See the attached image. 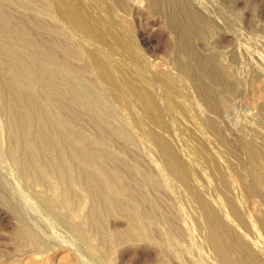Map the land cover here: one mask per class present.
Here are the masks:
<instances>
[{
    "label": "rangeland",
    "instance_id": "rangeland-1",
    "mask_svg": "<svg viewBox=\"0 0 264 264\" xmlns=\"http://www.w3.org/2000/svg\"><path fill=\"white\" fill-rule=\"evenodd\" d=\"M69 1L0 0V186L12 203L0 204V264H222L207 210L264 264V96L253 92L264 62L240 42L251 61L233 93L215 92L212 127L170 71L165 13L78 0L79 20ZM187 1L239 35L233 12L264 30V0H231L230 13ZM37 17L55 31L37 33ZM64 38L75 52L52 45Z\"/></svg>",
    "mask_w": 264,
    "mask_h": 264
},
{
    "label": "bare ground",
    "instance_id": "bare-ground-1",
    "mask_svg": "<svg viewBox=\"0 0 264 264\" xmlns=\"http://www.w3.org/2000/svg\"><path fill=\"white\" fill-rule=\"evenodd\" d=\"M143 1L144 0H134L135 4L133 5H137L136 3ZM145 1L148 2V8L152 11L165 13L167 22L170 28H172V32L176 39V48L170 56L169 68L170 71L177 76L175 80L180 83L190 84L195 110L201 118V121L206 125L220 127L221 129L222 127L219 123L222 121L220 119L219 122L215 114L221 110L222 104L215 92H227L226 94L233 93L240 84V77H237L236 70L239 69V66H245L251 61V58L246 56L243 51L240 42L249 46L254 54L257 53V58H255L258 62H264V53H262L264 51V30L257 27L256 24H251V21H248L247 17H242L240 14L233 12L234 22L241 26L240 31H242V34L239 35L236 29L231 30L229 28L230 26L228 23H224L225 25L223 27L217 26L211 18L195 11L191 3L187 0ZM108 2L112 5V10L125 13L130 12L133 6H131L128 0H108ZM211 2L220 12L229 11L230 13L234 5L231 0H211ZM251 2L252 6H254L257 0H252ZM65 6L68 14L81 20L80 6L82 5L80 1H69L65 3ZM223 18L225 21L228 20V18L225 19L224 16ZM255 22L257 21L255 20ZM35 24L37 33L39 34L41 30L44 29L43 27L46 28L48 35L49 31L51 33L55 31L53 25L49 22L47 23V21H42V19L40 20L38 17L36 18ZM240 31L238 33H240ZM227 36L231 38H233L232 36H235V38L237 37L239 43L229 40ZM52 43L55 47L71 51L72 53L75 52L71 42L65 38L53 40ZM45 44L50 45L51 43L48 44L39 38L36 39V50L42 54L45 52L50 62L66 64L56 50L50 48L45 49ZM98 65L103 71L100 60H98ZM50 77L53 78L54 75L50 74ZM254 78L259 79L260 77L254 74ZM175 82L172 80L170 84ZM137 87H133L132 89L139 95ZM253 92L259 97L264 96V83H262L261 79L253 87ZM260 111H262V109ZM262 116H264V114H262ZM127 189L128 193L132 191L129 188ZM0 204L4 207H12V203L10 204V201L4 196L1 186ZM207 217L213 226V247L218 252L222 264L255 263L250 259V256L242 255L241 247L235 241H231L230 235L224 224L221 223L215 214L207 210ZM19 232L22 234L21 230Z\"/></svg>",
    "mask_w": 264,
    "mask_h": 264
}]
</instances>
